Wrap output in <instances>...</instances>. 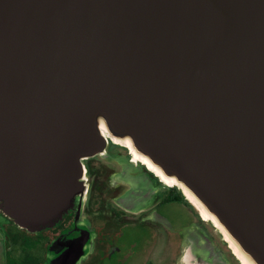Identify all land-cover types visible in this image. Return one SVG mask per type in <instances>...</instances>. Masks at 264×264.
I'll return each instance as SVG.
<instances>
[{
    "label": "water",
    "instance_id": "obj_1",
    "mask_svg": "<svg viewBox=\"0 0 264 264\" xmlns=\"http://www.w3.org/2000/svg\"><path fill=\"white\" fill-rule=\"evenodd\" d=\"M109 140L264 264V0H0V215L55 226Z\"/></svg>",
    "mask_w": 264,
    "mask_h": 264
},
{
    "label": "flooded vegetation",
    "instance_id": "obj_2",
    "mask_svg": "<svg viewBox=\"0 0 264 264\" xmlns=\"http://www.w3.org/2000/svg\"><path fill=\"white\" fill-rule=\"evenodd\" d=\"M84 166L86 198L55 226L30 233L0 215V264H239L181 191L126 148L109 140Z\"/></svg>",
    "mask_w": 264,
    "mask_h": 264
},
{
    "label": "bare ground",
    "instance_id": "obj_3",
    "mask_svg": "<svg viewBox=\"0 0 264 264\" xmlns=\"http://www.w3.org/2000/svg\"><path fill=\"white\" fill-rule=\"evenodd\" d=\"M134 159H136L137 160V158L135 157ZM232 249H233V251H234V253H235V255H237L238 257H239V259H240V261H241V264H248L239 254H238V252L236 251V249H234L233 247H232Z\"/></svg>",
    "mask_w": 264,
    "mask_h": 264
}]
</instances>
